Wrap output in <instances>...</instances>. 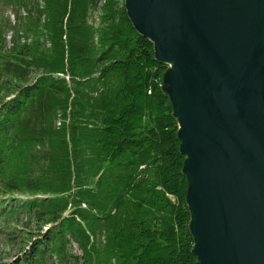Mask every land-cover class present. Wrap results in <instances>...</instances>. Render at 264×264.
Returning a JSON list of instances; mask_svg holds the SVG:
<instances>
[{"label":"trees","instance_id":"obj_1","mask_svg":"<svg viewBox=\"0 0 264 264\" xmlns=\"http://www.w3.org/2000/svg\"><path fill=\"white\" fill-rule=\"evenodd\" d=\"M0 1V264H197L170 66L126 0Z\"/></svg>","mask_w":264,"mask_h":264},{"label":"water","instance_id":"obj_2","mask_svg":"<svg viewBox=\"0 0 264 264\" xmlns=\"http://www.w3.org/2000/svg\"><path fill=\"white\" fill-rule=\"evenodd\" d=\"M127 6L170 64L197 264H264V0Z\"/></svg>","mask_w":264,"mask_h":264},{"label":"rangeland","instance_id":"obj_3","mask_svg":"<svg viewBox=\"0 0 264 264\" xmlns=\"http://www.w3.org/2000/svg\"><path fill=\"white\" fill-rule=\"evenodd\" d=\"M126 2L128 3V0H126ZM0 5L2 6V8L4 7V9L6 10V6H3V2L0 1ZM8 12V10H7ZM98 16H99V11H95L91 14V21H93L95 24L98 23ZM170 66V64H169ZM162 86L164 88V90L169 94L172 102H173V105L175 107V112H176V108H177V98L176 96L174 95V92H173V87H172V79H171V68L169 67V69L167 70V72L165 73L164 77H163V80H162ZM178 116V114H177ZM179 120H180V117L178 116ZM73 247H74V251L75 253H79L80 251L77 249V246L75 244H73ZM8 251H9V247H7L5 244H1L0 245V260L1 259H4L6 260L7 259V254H8Z\"/></svg>","mask_w":264,"mask_h":264},{"label":"bare ground","instance_id":"obj_4","mask_svg":"<svg viewBox=\"0 0 264 264\" xmlns=\"http://www.w3.org/2000/svg\"><path fill=\"white\" fill-rule=\"evenodd\" d=\"M170 63H171V66H173L174 63H175V61L174 60H171Z\"/></svg>","mask_w":264,"mask_h":264}]
</instances>
